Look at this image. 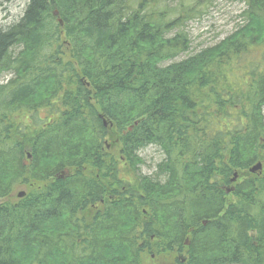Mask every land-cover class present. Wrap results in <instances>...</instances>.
I'll list each match as a JSON object with an SVG mask.
<instances>
[{
    "label": "trees",
    "instance_id": "obj_1",
    "mask_svg": "<svg viewBox=\"0 0 264 264\" xmlns=\"http://www.w3.org/2000/svg\"><path fill=\"white\" fill-rule=\"evenodd\" d=\"M175 1L27 0L0 27V264H264V0L184 59L213 0Z\"/></svg>",
    "mask_w": 264,
    "mask_h": 264
},
{
    "label": "rangeland",
    "instance_id": "obj_2",
    "mask_svg": "<svg viewBox=\"0 0 264 264\" xmlns=\"http://www.w3.org/2000/svg\"><path fill=\"white\" fill-rule=\"evenodd\" d=\"M177 0L173 2L176 4ZM27 6V0H0V27L6 28L11 24L18 22ZM244 4L232 2L229 0H213L208 10L201 18L193 19L187 22L185 31L188 32L191 39V47L187 54L181 56L184 59L198 51L213 46L231 35L237 27L243 22L239 18V14L243 11ZM11 78V75H5L1 81L5 83ZM111 141H114V143ZM116 135H111L110 140L107 141V150L113 156L121 158L120 145L116 144ZM140 156L144 159V163L140 166V173L144 175H152L155 172V167L158 162L163 159V154L155 146H149L144 149ZM246 171L245 173H247ZM250 172V171H249ZM264 173V166L260 173ZM251 173V172H250ZM244 174V173H243ZM255 174V173H254ZM245 176V174H244ZM243 178L240 177L241 181ZM20 192H29L25 185L18 186L13 192V199H19ZM2 201V200H1ZM181 255H180V254ZM148 254L145 256V264H173L177 263L176 258H186V252Z\"/></svg>",
    "mask_w": 264,
    "mask_h": 264
},
{
    "label": "water",
    "instance_id": "obj_3",
    "mask_svg": "<svg viewBox=\"0 0 264 264\" xmlns=\"http://www.w3.org/2000/svg\"><path fill=\"white\" fill-rule=\"evenodd\" d=\"M55 15H57V12H55ZM60 22L62 23V21H60ZM28 157L30 158L31 155L29 154ZM262 169H263V164H262L261 162H259V163L255 164L253 167H251V168L249 169V171H250L251 173H257V172L262 171ZM65 173H66V174H69V171H68V170H65ZM237 178H238V173H235V174H234V179H233V181H236ZM227 191L230 192V190H227ZM24 196H25V192H20V193L18 194V197H19V198H23ZM206 223H207V221H204V224H206ZM185 243H186L187 246L190 245V241H189V240H187Z\"/></svg>",
    "mask_w": 264,
    "mask_h": 264
},
{
    "label": "flooded vegetation",
    "instance_id": "obj_4",
    "mask_svg": "<svg viewBox=\"0 0 264 264\" xmlns=\"http://www.w3.org/2000/svg\"><path fill=\"white\" fill-rule=\"evenodd\" d=\"M185 245H186V243H185ZM177 259H179L181 262H184L185 261L184 258H182V257H178ZM144 260H145L144 258H138V261H141V262L143 261L144 262ZM173 264H177V263H173Z\"/></svg>",
    "mask_w": 264,
    "mask_h": 264
},
{
    "label": "bare ground",
    "instance_id": "obj_5",
    "mask_svg": "<svg viewBox=\"0 0 264 264\" xmlns=\"http://www.w3.org/2000/svg\"><path fill=\"white\" fill-rule=\"evenodd\" d=\"M233 179H234V177L232 178V182H234Z\"/></svg>",
    "mask_w": 264,
    "mask_h": 264
}]
</instances>
